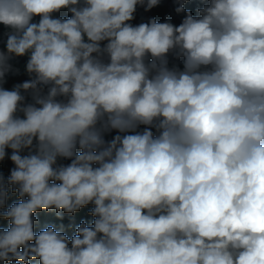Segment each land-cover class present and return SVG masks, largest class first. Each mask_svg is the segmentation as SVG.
Returning <instances> with one entry per match:
<instances>
[{
	"label": "clouds",
	"instance_id": "9594fccd",
	"mask_svg": "<svg viewBox=\"0 0 264 264\" xmlns=\"http://www.w3.org/2000/svg\"><path fill=\"white\" fill-rule=\"evenodd\" d=\"M8 149L2 264H264V0H0Z\"/></svg>",
	"mask_w": 264,
	"mask_h": 264
},
{
	"label": "trees",
	"instance_id": "16d2710c",
	"mask_svg": "<svg viewBox=\"0 0 264 264\" xmlns=\"http://www.w3.org/2000/svg\"><path fill=\"white\" fill-rule=\"evenodd\" d=\"M65 11V14H62ZM54 16L62 18V19H67L70 18L71 14L67 10H61L60 13L54 14ZM146 16V11L144 7H137V11L134 15V17L138 20L143 19V17ZM39 17L34 18V22H38ZM27 64V60L23 57L18 58V62L16 63L15 60V65H12L14 72L9 73L7 76L6 80L7 82L3 85L4 88L7 90H12V88L16 84H22V79H21V71L25 70ZM25 95V101L29 99L27 93H22ZM143 129H139V131H142ZM117 133L112 132L110 134H107L105 136L106 140H111L113 136H115ZM7 151V156L4 161H0V176H3L5 179H7L10 176L11 169L14 167L12 162L8 157L11 155V150L8 149ZM79 151V149H77ZM26 154V152L24 153ZM60 163H63L65 165L69 164L71 161L67 160H62L59 161ZM19 202V197L17 193H13L11 189H9V194H8V200H7V206L10 207L13 203H18ZM92 205H88L82 209H80L77 213L75 214H67L63 213L61 211L60 215L58 216L56 211L50 210V211H40L36 213V217L38 220V223L34 227V231L37 232L40 227L48 222V219L50 218H55L56 221L58 222V227L57 231L61 230V226H63V231L64 234L68 236L69 239H71L74 235H76V228L80 225L81 222H84L87 224V226L91 227L94 217L90 215ZM9 227V222L4 221L0 219V229H7ZM2 264V262H0ZM22 264V262H20Z\"/></svg>",
	"mask_w": 264,
	"mask_h": 264
}]
</instances>
